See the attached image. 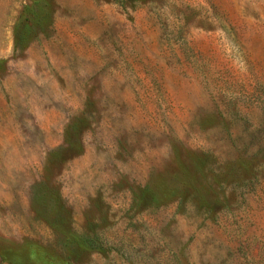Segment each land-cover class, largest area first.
Returning a JSON list of instances; mask_svg holds the SVG:
<instances>
[{
    "label": "rangeland",
    "instance_id": "obj_1",
    "mask_svg": "<svg viewBox=\"0 0 264 264\" xmlns=\"http://www.w3.org/2000/svg\"><path fill=\"white\" fill-rule=\"evenodd\" d=\"M34 1L0 0V264H264V0H37L15 52Z\"/></svg>",
    "mask_w": 264,
    "mask_h": 264
},
{
    "label": "trees",
    "instance_id": "obj_2",
    "mask_svg": "<svg viewBox=\"0 0 264 264\" xmlns=\"http://www.w3.org/2000/svg\"><path fill=\"white\" fill-rule=\"evenodd\" d=\"M39 8L40 7L38 5V1L35 0L33 2V5L31 7L27 8L25 14H23V16L21 17L19 22L16 24L15 29H14V51L15 52L17 51L18 47L20 46V43L23 41L25 42V40L27 38V34L31 31L30 29L32 28V26H31L32 20L27 17L28 14L31 16H34L36 13L35 9L39 10ZM22 29H24V31H22ZM28 42H29V39H28ZM35 191L36 192L33 196V201L35 200V202H36V200L41 201L42 197L44 195H47L52 190L46 186L38 184L37 186H35ZM55 195L57 196L58 193H56ZM50 201H51V199H47V197L45 196L44 199L41 201V203L44 202L45 204H50ZM83 244L85 247H93L95 245L92 241H88L86 239H84Z\"/></svg>",
    "mask_w": 264,
    "mask_h": 264
}]
</instances>
